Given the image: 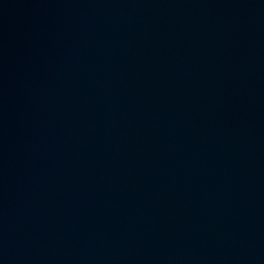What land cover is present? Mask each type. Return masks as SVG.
<instances>
[{
  "label": "water",
  "instance_id": "95a60500",
  "mask_svg": "<svg viewBox=\"0 0 264 264\" xmlns=\"http://www.w3.org/2000/svg\"><path fill=\"white\" fill-rule=\"evenodd\" d=\"M0 246L264 264V0H0Z\"/></svg>",
  "mask_w": 264,
  "mask_h": 264
}]
</instances>
